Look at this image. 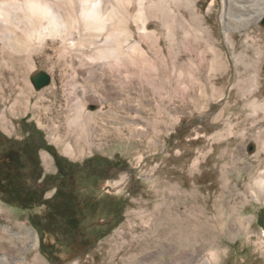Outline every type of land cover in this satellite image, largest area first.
<instances>
[{"label": "rangeland", "instance_id": "1", "mask_svg": "<svg viewBox=\"0 0 264 264\" xmlns=\"http://www.w3.org/2000/svg\"><path fill=\"white\" fill-rule=\"evenodd\" d=\"M239 1L229 19L240 26L242 16L243 27L228 38L221 0H198L203 24L193 43L188 33L185 43H165L150 25L118 35L130 43H84L88 51L47 40L29 62L0 50V151L40 132L50 150L37 152L41 178L25 183L43 187V200L63 193L76 221L57 226L45 205L23 210L0 198L1 258L264 264V187L256 183L264 179V19L252 20L264 0ZM114 44L121 54H96ZM37 74L49 82L36 89ZM14 228L31 236L20 253L1 234Z\"/></svg>", "mask_w": 264, "mask_h": 264}, {"label": "bare ground", "instance_id": "2", "mask_svg": "<svg viewBox=\"0 0 264 264\" xmlns=\"http://www.w3.org/2000/svg\"><path fill=\"white\" fill-rule=\"evenodd\" d=\"M232 1L239 0H221V23L226 38H228L232 27L237 30L243 27L242 16L237 17L241 23L240 26L230 24ZM146 6L151 7L154 14L147 15ZM198 7V0H0V50L1 53H8L13 63L17 62V59L12 57L13 55L25 56L29 62L31 55L38 51L47 40H55L72 46L71 43H80V48L88 51V46L84 43H130L128 39L119 41L118 35L120 33L122 35L124 29L146 31L150 25H153L155 32L159 34L160 38H163L165 43H185L187 33L193 43L197 40L196 29L201 28L203 24V19L201 20L198 14ZM238 7L236 8L238 9ZM68 10L75 17L73 23L70 21L72 17L68 16ZM105 15L106 19L103 18ZM262 18L264 19V4L260 8V12L252 16V20L256 23ZM185 30L187 32H184ZM133 43L135 42L133 41ZM97 52L96 54L103 59H108L113 54H121L123 48L116 45L115 47L102 48ZM207 63L211 66L214 65L212 64L214 61L211 62L210 59ZM37 75V77L31 78V84L36 89L42 87L38 84L37 79L41 80V75L45 74ZM1 83L4 84V80L0 76ZM256 183L259 188L264 187V179H259ZM2 209L0 208V218L5 214ZM185 221L187 222V220ZM169 224L171 226L172 222H168L166 228L168 230L170 229ZM14 230L15 234L8 231H3L1 234L15 242L14 252L20 253L21 245L25 246L31 236L27 233L28 231L23 229L14 228ZM15 262L0 257V264H14Z\"/></svg>", "mask_w": 264, "mask_h": 264}, {"label": "trees", "instance_id": "3", "mask_svg": "<svg viewBox=\"0 0 264 264\" xmlns=\"http://www.w3.org/2000/svg\"><path fill=\"white\" fill-rule=\"evenodd\" d=\"M37 137L31 139L27 137L24 144L16 149H6L0 151V198L9 205H14L23 210H31L33 207L45 205L49 210L46 217L48 219H56V225L66 224L69 227L76 228L75 219H71L65 212L67 207L74 208V205L64 199V194L57 191L51 199L43 200V187L27 186L26 179L33 182L38 181L42 176V169L38 162L37 152L40 149L50 150L44 141L38 140L42 138L40 132ZM40 141V142H39ZM30 171V178H24L22 173ZM46 179H43V183ZM42 184V183H41ZM53 215V216H52ZM35 218H31L32 225ZM69 222V224H68ZM71 225V226H70ZM61 228V227H59Z\"/></svg>", "mask_w": 264, "mask_h": 264}, {"label": "water", "instance_id": "4", "mask_svg": "<svg viewBox=\"0 0 264 264\" xmlns=\"http://www.w3.org/2000/svg\"><path fill=\"white\" fill-rule=\"evenodd\" d=\"M37 81L40 86H44L49 82V77L41 75V80L37 79Z\"/></svg>", "mask_w": 264, "mask_h": 264}]
</instances>
